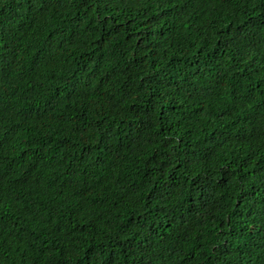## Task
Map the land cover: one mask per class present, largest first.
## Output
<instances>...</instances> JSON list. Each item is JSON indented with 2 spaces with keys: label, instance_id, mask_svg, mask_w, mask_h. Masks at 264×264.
<instances>
[{
  "label": "trees",
  "instance_id": "16d2710c",
  "mask_svg": "<svg viewBox=\"0 0 264 264\" xmlns=\"http://www.w3.org/2000/svg\"><path fill=\"white\" fill-rule=\"evenodd\" d=\"M0 264H264V0H0Z\"/></svg>",
  "mask_w": 264,
  "mask_h": 264
}]
</instances>
